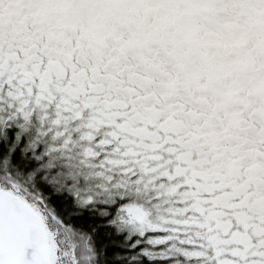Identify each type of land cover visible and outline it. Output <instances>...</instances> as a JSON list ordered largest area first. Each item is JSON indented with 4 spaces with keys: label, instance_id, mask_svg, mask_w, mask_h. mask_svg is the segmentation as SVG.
<instances>
[{
    "label": "snow or ice",
    "instance_id": "obj_1",
    "mask_svg": "<svg viewBox=\"0 0 264 264\" xmlns=\"http://www.w3.org/2000/svg\"><path fill=\"white\" fill-rule=\"evenodd\" d=\"M0 264H264V0H0Z\"/></svg>",
    "mask_w": 264,
    "mask_h": 264
}]
</instances>
